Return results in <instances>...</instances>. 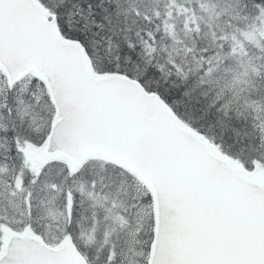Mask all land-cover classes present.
Returning <instances> with one entry per match:
<instances>
[{"label": "snow or ice", "instance_id": "6c2138e0", "mask_svg": "<svg viewBox=\"0 0 264 264\" xmlns=\"http://www.w3.org/2000/svg\"><path fill=\"white\" fill-rule=\"evenodd\" d=\"M0 264H264V0H0Z\"/></svg>", "mask_w": 264, "mask_h": 264}]
</instances>
